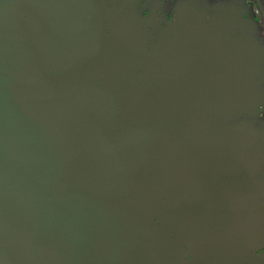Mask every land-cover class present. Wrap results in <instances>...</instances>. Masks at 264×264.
Returning <instances> with one entry per match:
<instances>
[{
  "label": "water",
  "instance_id": "obj_1",
  "mask_svg": "<svg viewBox=\"0 0 264 264\" xmlns=\"http://www.w3.org/2000/svg\"><path fill=\"white\" fill-rule=\"evenodd\" d=\"M204 15L147 54L113 0H0V264L252 260L245 190L209 176L256 101L253 48Z\"/></svg>",
  "mask_w": 264,
  "mask_h": 264
},
{
  "label": "flooded vegetation",
  "instance_id": "obj_2",
  "mask_svg": "<svg viewBox=\"0 0 264 264\" xmlns=\"http://www.w3.org/2000/svg\"><path fill=\"white\" fill-rule=\"evenodd\" d=\"M166 1L167 5L165 4ZM113 2L125 7L119 2ZM156 2V8H163L162 6L166 5V8L170 9V14L161 16L160 22H156L155 25L147 18L148 9L144 10L145 23L141 21L140 15L135 12L144 30L147 54L162 40L174 36L182 39V18L180 15L187 14L191 10L205 13L206 33L222 31L235 36H243L253 48L252 56L256 71L253 89L256 94V101L254 106L235 112L228 118L227 122L232 134L226 148L228 149V157L233 158V161H229L232 168L214 172L209 178L218 190L229 184H238L245 190L242 196L251 212V226L248 229V234L253 244L250 248L252 260H248V264L263 263L264 41L262 38L264 37L262 36H264V0H156ZM255 22L261 24L260 31L254 28ZM188 39L190 40V38ZM140 70L141 65L137 67L136 73ZM237 137H239L240 143L239 148H237L238 151L235 143Z\"/></svg>",
  "mask_w": 264,
  "mask_h": 264
},
{
  "label": "rangeland",
  "instance_id": "obj_3",
  "mask_svg": "<svg viewBox=\"0 0 264 264\" xmlns=\"http://www.w3.org/2000/svg\"><path fill=\"white\" fill-rule=\"evenodd\" d=\"M116 2H119L120 4H123L125 7L131 8L134 10L138 15H140V18H142V22L145 23L146 17H144V10H149L148 12V20L152 22V24L155 25L156 22H160L161 16H167L170 14V9L166 8L167 1L165 2V6H162L163 8H156L154 0H113ZM206 1H213V0H206ZM157 3V2H156ZM164 4V3H163ZM259 23V22H258ZM255 22L254 28L256 30H259V27H261V24ZM261 29V28H260ZM153 30V29H152ZM156 30V27H155ZM260 31V30H259ZM264 37V36H262ZM264 41V38H262Z\"/></svg>",
  "mask_w": 264,
  "mask_h": 264
}]
</instances>
